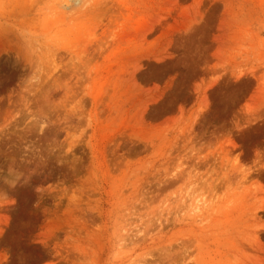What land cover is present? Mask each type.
<instances>
[{"label": "rangeland", "instance_id": "1", "mask_svg": "<svg viewBox=\"0 0 264 264\" xmlns=\"http://www.w3.org/2000/svg\"><path fill=\"white\" fill-rule=\"evenodd\" d=\"M0 264H264V0H0Z\"/></svg>", "mask_w": 264, "mask_h": 264}]
</instances>
